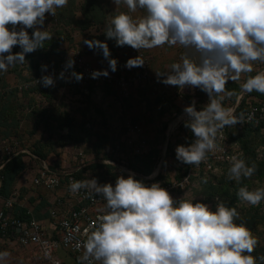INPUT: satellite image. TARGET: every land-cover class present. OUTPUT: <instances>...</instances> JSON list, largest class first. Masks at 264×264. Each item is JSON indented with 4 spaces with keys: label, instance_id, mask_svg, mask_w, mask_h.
<instances>
[{
    "label": "clouds",
    "instance_id": "1",
    "mask_svg": "<svg viewBox=\"0 0 264 264\" xmlns=\"http://www.w3.org/2000/svg\"><path fill=\"white\" fill-rule=\"evenodd\" d=\"M69 0H0V72L24 63L26 55L45 47L53 36L45 29L47 16ZM119 8L126 6L108 24L104 34L117 46L134 49L182 45L188 52L170 70L157 72L166 85L199 88L209 96V103L197 110L195 104L184 111L185 127L195 140L179 145L176 157L180 162L199 167L209 153L218 149L226 126L244 124V113L236 114L226 107V84L238 81L242 73L254 71L253 62H264V0H113ZM143 10L145 15L133 18L131 13ZM11 25V29L9 28ZM17 26H20L17 30ZM28 29H34L30 35ZM89 49L102 50L112 72L118 70V60L111 58L107 41L84 40ZM22 51L13 53L14 46ZM7 53V55H5ZM141 56L130 58L126 67L144 65ZM69 60L66 69L74 68ZM47 65L42 70H47ZM66 73L61 72L60 78ZM92 78L109 76L107 69L96 70ZM77 81L83 74L73 71ZM44 87L55 84V78L44 75ZM39 83V82H38ZM242 93L264 94V72L250 76L241 85ZM231 97L232 92H227ZM248 119H251L249 116ZM257 172L245 159L233 156L228 178L237 183L250 179ZM207 183L205 177L202 181ZM73 194L86 191L106 201L94 231H86L81 245L84 251L79 264H258L253 256L259 241L244 223L236 207L223 201L213 209L197 200L176 199L160 183L149 185L135 174L120 175L115 185L101 184L97 178L74 180L69 185ZM242 201L258 206L264 201V187L249 190L240 187ZM11 255L0 251V264ZM264 260V257H259Z\"/></svg>",
    "mask_w": 264,
    "mask_h": 264
},
{
    "label": "rangeland",
    "instance_id": "2",
    "mask_svg": "<svg viewBox=\"0 0 264 264\" xmlns=\"http://www.w3.org/2000/svg\"><path fill=\"white\" fill-rule=\"evenodd\" d=\"M116 7L113 0H69L65 7L57 9L55 16L46 14L43 28H48L52 40L47 41L45 47L28 53L24 63L0 72V156L1 147L7 143L16 145L15 151L26 149L42 157L66 159L74 167L78 163L66 156L80 147L86 153L84 163L101 184L111 183L120 175L127 177L130 171L138 180L142 176H156V182L189 176L185 187L170 192L174 198L186 195L185 198L204 202L213 209L217 199L226 205L234 202L240 213L237 223L246 224L259 243H264V201L253 206L237 195L240 187L249 190L264 187V128L241 130L226 126L218 149L209 153L199 167L177 160L176 148L195 140L191 129L185 127L183 118H188L184 109L195 104L197 110H202L209 103V96L198 87L181 90L179 86L166 85L162 82L164 77L157 76V72L168 71L173 63L182 61L188 52L182 45L170 47L165 44L137 50L131 46H117L114 39H108L104 32L111 19L121 11H128L124 5ZM131 15L135 19L145 13L138 10ZM19 28L17 26V30ZM28 31L31 35L34 29ZM96 39L109 44L111 58L118 60L116 73L138 72L141 66L126 67L130 58L141 56L146 60L149 63L147 80L123 91L107 86H84L80 81L63 79L54 86H43L38 92H32L31 81L42 66L60 64L73 48L78 49L92 65L111 71L102 50L89 49L83 43ZM20 49L16 45L12 52H20ZM253 68L251 73H242L240 80H229L226 84L223 94L226 107L236 102L241 85L250 76L264 71V62H253ZM21 85L29 88L20 91ZM229 91L233 93L231 97L226 95ZM252 93L264 98L262 93ZM128 125L141 128L140 137L145 140L143 154H135L137 142ZM118 145L120 150L115 153ZM24 156V153L17 154L12 162L22 161ZM233 156L245 159L250 166L253 163L257 166L253 177L239 183L228 178ZM108 161H114L117 166ZM119 166L127 172L119 170ZM205 177L206 184L202 182ZM17 184L24 187L25 195L31 194L28 199L31 205L42 196L40 193L47 195L40 190L38 196H34L31 178L23 169L18 174ZM43 205L44 210L35 207V213L47 217L50 205L47 202ZM5 250L11 253L5 264H46L35 249L0 240V251ZM259 261L261 264L264 260Z\"/></svg>",
    "mask_w": 264,
    "mask_h": 264
},
{
    "label": "built area",
    "instance_id": "3",
    "mask_svg": "<svg viewBox=\"0 0 264 264\" xmlns=\"http://www.w3.org/2000/svg\"><path fill=\"white\" fill-rule=\"evenodd\" d=\"M73 49L60 64L49 67L46 71L38 72L31 81L33 87L44 86L40 82L44 75L53 76L56 82L63 79L75 80L71 76L73 71L83 74V79L79 81L84 86H107L123 91H126L133 84L146 81L148 78L149 63L145 60L138 72L117 74L108 70L109 76H100L94 79L91 75L93 71H103L104 69L92 65L78 49ZM72 59L75 60L74 68L66 69L67 62ZM61 72L66 73L63 79L60 78ZM28 88V85L19 86L20 91ZM241 93L242 89H240L237 100L231 107L235 108L237 115L244 113L246 122L232 127L241 129L251 126L264 128V98H258L252 93H243V95ZM249 116L251 119H248ZM183 119L187 120L185 117ZM128 130L135 134V141L137 142L134 146L136 147L135 154H143L145 140L140 137L141 128L138 125H128ZM223 134H225V129ZM15 146L6 143L1 147L3 152L0 156V240L8 241L20 247L35 249L46 264H79L78 257L82 255L84 249L78 245L86 240L84 235L86 231H94L95 227L98 226V217L103 214L102 210L106 204V201L99 196H89L84 190L77 194L70 191L69 185L72 181L92 179L89 176L79 177L76 175L86 165L84 163L85 151L77 147L72 150V153H68L66 158L78 163L73 167L66 159L42 158L30 150L15 151ZM119 148L118 145L114 152L118 153ZM20 153L25 154L23 159L24 174L31 178V185L36 191L33 192L34 196H38L40 190L47 193L46 196L42 193L43 198L40 196L34 205L28 202L31 194L24 195L19 185L8 196L3 194L4 174L2 170L8 162ZM108 163L117 166L114 161H108ZM119 170L124 173L127 172L123 166H119ZM129 173L132 174L131 171ZM155 178L156 176L148 175L142 176L140 180L151 185L157 183ZM188 182L189 176H185L180 180L159 181L158 183L171 192L185 187ZM115 183L112 184L115 185ZM43 199H46L50 205L49 213L47 217L38 218L34 208Z\"/></svg>",
    "mask_w": 264,
    "mask_h": 264
},
{
    "label": "trees",
    "instance_id": "4",
    "mask_svg": "<svg viewBox=\"0 0 264 264\" xmlns=\"http://www.w3.org/2000/svg\"><path fill=\"white\" fill-rule=\"evenodd\" d=\"M20 51H22V48L20 49ZM63 61H64V59H63ZM62 61V62H63ZM49 68V67H48ZM116 73V72H115ZM117 74H120V73H117ZM76 80V79H75ZM60 80H58L57 81V83L59 82ZM43 86H41V87H36V86H34V87H32V89H33V91L32 92H34V91H37L38 92V90L39 89H41ZM113 88V87H112ZM240 92V91H239ZM252 93V92H251ZM253 94V93H252ZM246 128H254V129H256V128H260V127H246ZM246 128H243V129H241V130H244V129H246ZM72 150V149H71ZM40 156V155H39ZM43 156H45V154L43 155ZM42 157V156H41ZM42 158H48V156H46V157H42ZM24 168H25V165H24V162H23V160L22 161H18V162H12V160L10 161V162H8L7 164H6V166L3 168V170H2V172H3V174H4V179H3V194L4 195H6V196H8L13 190H14V188H16L17 186H18V184H17V177H18V174H19V172L23 169V172H24ZM76 175L77 176H79V177H84V176H89V177H91V178H95V176H94V173L93 172H91V171H89V169H88V165L86 164L85 165V167L83 168V169H81L80 171H78L77 173H76ZM117 180V179H116ZM116 180L115 181H113V182H116ZM113 182H111V183H113ZM101 183V182H100ZM24 187H21V191H22V193L25 195V193H24V189H23ZM32 192H34V189L32 190ZM31 192V193H32ZM38 192V191H37ZM39 193V192H38ZM40 194H42V193H40ZM45 202H47V205L49 204L48 203V201L46 200V199H44L43 201H41L40 202V204H38V206H37V209L38 210H44V205H43V203L45 204ZM227 206H229V207H235V205H234V202H231V203H228L227 204ZM37 217L38 218H44V217H41V216H39V215H37ZM253 222V221H252ZM253 225V224H252ZM252 255L253 256H255V257H257L258 258V262H260L259 260V257H264V243H258V245H257V247H256V249H255V251L252 253ZM263 263H261V264H264V261H262Z\"/></svg>",
    "mask_w": 264,
    "mask_h": 264
},
{
    "label": "crops",
    "instance_id": "5",
    "mask_svg": "<svg viewBox=\"0 0 264 264\" xmlns=\"http://www.w3.org/2000/svg\"><path fill=\"white\" fill-rule=\"evenodd\" d=\"M42 198H43V196H42Z\"/></svg>",
    "mask_w": 264,
    "mask_h": 264
}]
</instances>
